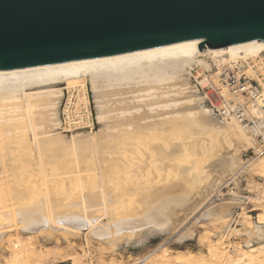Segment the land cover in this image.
<instances>
[{
  "label": "bare ground",
  "instance_id": "6f19581e",
  "mask_svg": "<svg viewBox=\"0 0 264 264\" xmlns=\"http://www.w3.org/2000/svg\"><path fill=\"white\" fill-rule=\"evenodd\" d=\"M262 50V40L206 45L204 51L199 50L196 41H188L0 71V163L10 153L9 148L20 147V164L6 191L11 202L6 203L0 192V242L14 227L28 233L27 239L35 232L49 236L52 231H60L79 236L85 230L88 237L115 250L118 242L136 238L141 230L168 232L177 213L190 205L202 186L208 185L209 174L198 169L201 159L214 158L222 170L233 167V157L224 156L220 147L233 142L256 147L257 134L264 136V120L253 126L214 117L202 97L190 88L184 73L194 61L208 68L207 59L225 62L252 57ZM61 83L74 88L80 85L85 101L88 90L95 120L100 125L98 130L69 135L56 131L60 124ZM51 144H58L61 150L49 157L57 158L64 172L76 176L66 177L67 181L59 177L54 184L49 183L41 161L42 148ZM33 157L37 160L35 167L29 168L25 163ZM179 159L186 164H180ZM249 165L264 180V154ZM95 167L102 176L98 190L92 177L79 176ZM235 202L228 200L211 206L201 218L227 227ZM102 207L109 214L107 222H101L96 214ZM136 208L139 212L132 213ZM262 215L258 213V220L244 230L245 240L237 246L234 258L220 251L215 237L207 244L206 257L188 253L171 261L169 251L161 247L162 252L153 262L264 264ZM232 229L238 232L237 228ZM27 243L19 238L13 241L14 257H27Z\"/></svg>",
  "mask_w": 264,
  "mask_h": 264
},
{
  "label": "water",
  "instance_id": "95a60500",
  "mask_svg": "<svg viewBox=\"0 0 264 264\" xmlns=\"http://www.w3.org/2000/svg\"><path fill=\"white\" fill-rule=\"evenodd\" d=\"M264 41V0H0V71Z\"/></svg>",
  "mask_w": 264,
  "mask_h": 264
},
{
  "label": "rangeland",
  "instance_id": "374dc122",
  "mask_svg": "<svg viewBox=\"0 0 264 264\" xmlns=\"http://www.w3.org/2000/svg\"><path fill=\"white\" fill-rule=\"evenodd\" d=\"M184 76L188 79L190 88L196 93L192 79H189L186 73H184ZM85 82L89 88V82L87 80ZM63 85L64 83H61L58 86L62 87ZM198 95L201 96L200 94ZM202 99L204 105L209 109L211 108L213 116L219 120L222 119L209 102L203 97ZM91 108L94 125L92 129L80 130L96 131L99 129L100 125L95 120L92 102ZM80 130L65 131L62 130L60 124L56 129V131L65 135ZM193 136L197 135L193 134ZM9 144V146L14 145L13 143ZM225 145L227 144L220 147V152L224 156L225 154L228 157L232 156L235 166L230 168L227 166L222 170L216 164L214 158L201 159L198 169L203 173L209 174L208 185L202 186L198 193L195 194L194 200L190 205L177 213L176 222L168 232L158 234L157 231H152L151 229L141 230L135 236L136 238L130 240L131 242L121 240L118 242V245H120L116 246L117 249L112 250L110 245L88 237L85 234V230L79 236L66 235L60 231H52L49 236L44 235L42 232H35L27 239L28 233L23 234V232L14 227L5 239L0 242V264H72L73 260H76L77 264H157L153 262V259L162 252L163 248L169 251L168 257L171 261L177 255H186L188 253L206 257L208 242H213L216 238L219 242L220 251L234 258L237 255V246L241 245V243L243 244L245 240L244 230L258 220V213L264 214V180L249 169V164L256 162L264 153L259 155L255 152V147L242 146L238 142H233L230 146ZM19 149L20 147L9 148L10 153L6 154L3 162L0 163V192L5 197L6 203H10L12 200L10 195L6 194V191L8 186L14 181L16 166L20 164L18 160ZM60 150L61 148L58 147V144H51L42 148L43 157L41 162L47 169L46 179L49 180L50 184H54L59 177L67 181L66 177L77 175L76 173L64 172V169L57 161L58 159L49 157V155L58 153ZM36 161L33 157L32 160H28L25 164L29 168H34ZM179 163L186 164L184 160L180 159ZM79 176L85 179L92 177L93 179H90L95 182L96 190L101 188L102 176L98 167L93 170L82 171ZM84 178L82 181L85 180ZM228 200L236 202L233 204L232 218L226 222L227 227H222V223L219 221L208 222L201 218L209 207ZM139 210L136 208L131 210V212L136 214ZM96 214L99 215L98 219L101 222L109 220V214L103 207ZM262 216L264 217V215ZM232 228H237L238 232ZM214 233H216V236H212ZM181 235L186 236L179 240L178 238ZM18 238L25 243L28 241L30 244L27 257H14L12 245L13 241ZM136 239L139 241L137 240L136 242ZM41 254L43 258L40 257ZM243 264L245 263L243 262Z\"/></svg>",
  "mask_w": 264,
  "mask_h": 264
},
{
  "label": "built area",
  "instance_id": "2783aa9c",
  "mask_svg": "<svg viewBox=\"0 0 264 264\" xmlns=\"http://www.w3.org/2000/svg\"><path fill=\"white\" fill-rule=\"evenodd\" d=\"M207 61L208 68L196 61L187 68L186 75L192 79L196 93L206 99L221 118L253 126L264 120V50L252 57ZM61 89L59 119L62 130L92 129L94 120L88 90L85 101L80 85L74 88L64 83ZM255 152L264 153V136L260 133L256 136Z\"/></svg>",
  "mask_w": 264,
  "mask_h": 264
}]
</instances>
